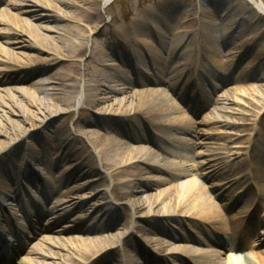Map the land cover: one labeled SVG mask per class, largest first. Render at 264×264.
<instances>
[{
    "label": "rangeland",
    "instance_id": "obj_1",
    "mask_svg": "<svg viewBox=\"0 0 264 264\" xmlns=\"http://www.w3.org/2000/svg\"><path fill=\"white\" fill-rule=\"evenodd\" d=\"M10 1L13 0H4L1 1V3H3L6 8H8L9 12H18V10L12 8V6L10 5ZM74 1L79 3V0ZM248 4V0H113V2L106 9L102 6L100 7L98 16L93 15L92 17L94 20H97V22H99V30H101L102 28L104 29V31L102 30L101 33L93 37L94 39H97L99 41V47L96 52L98 54L108 55L109 50H107V45L110 44L111 38L115 36L113 32L118 28L125 29L126 27H130L131 23L139 12L146 14L147 18L151 19V24L155 27H158L160 24H158L156 20V15H162V12L167 8L173 9L172 13H174L176 9L181 10L186 7L195 8L197 7V5L205 6L213 10V13L209 14V16H211V20L214 22L218 19L219 12L223 10V7H227L228 5L231 6L232 10L235 11V13L239 12V17H241L242 14L245 18L243 21L244 27L252 29L257 34V38L251 44H249L251 52V49L255 50V45H259L260 43L264 42V16L254 13V11L249 8ZM64 6L65 9L69 12H71L72 10L71 13L77 11L76 8L66 5ZM90 10L93 9L91 8ZM34 22L38 24L39 22H42V20L34 19ZM65 24H69L73 27L80 26L81 28L88 29L89 27H91V25L85 21H80L78 24L68 21L65 22ZM51 25L57 26L58 22H53L51 23ZM41 32L52 37L57 36V32L49 31L44 28H41ZM189 35V39L184 42V46L180 50V55L185 53L183 56H188L187 58L190 59V57L192 58L195 53L194 49L196 46L194 39L195 34H188V36ZM201 37L202 36H200L199 38L200 45L198 46L200 48L202 57L199 66L200 71L208 72V77H211L212 73H217L219 75L220 73H223L225 75L223 79H226L229 76L238 77L235 81L224 83V85H221V83L217 81V87L220 86L217 93L208 94L212 100L210 104H203L200 109H196L195 112H192L189 111V107H187V105L184 106L181 103L178 97L179 91L176 90L178 92V96H176L177 94H174L176 91H173L174 86H172L171 83H176L175 81L177 79H180L179 84L176 85L181 90L182 82L186 80L185 77H189L191 70H194V66H190L189 68L186 66H182L180 57L177 58L175 55V57L173 56L172 58L168 59V55L161 51H158L157 55L162 58L164 57V62H158V64L156 62L158 71L159 68L172 70L179 66L176 71L179 74L176 77L177 79L175 78L169 81L168 78H164V81L163 79L161 81V79L159 80V78H155L156 76H154V80H152L148 85H140L138 83L130 81V83L132 84V91L128 90L126 93H118L116 95L117 98H121L125 95L130 96L132 95V92L134 90L142 91L146 88H163L167 90V94L169 95V97H171L177 105L182 107L181 111H177L166 116H164L163 114H155V111H160L159 108L162 105L166 104L162 97L149 98L147 96H142L136 99L128 97L123 106L124 109L121 108V110H127L129 108V104L131 103L130 101L134 100V102H136L134 105L138 108V111L141 110V105H144L143 110H141L142 112L129 115L122 112L119 113L122 115L116 116L118 117V120L142 119L153 125L157 130V135H155V133L152 134L151 139L154 143L159 144L163 147L162 151L159 153H161L162 157L166 158V160L173 163L187 161V166L191 169L190 176H177L176 179L174 178L170 180V182L159 181L158 183H155L153 182V178H166L169 176L161 172V170L155 165L142 163L141 166L137 167V169H132L134 171L133 174H135L133 178H143L145 180L136 181L138 184L132 188V191L127 193L123 189V187L117 183L116 180L112 182L110 177H107L108 175L106 171H108V169L98 163L99 160L95 156V153L92 151V147L88 138L85 135L81 134L82 131L95 130L97 132H100V134L103 136H113L115 138H118L125 144L143 145L156 151L155 145L150 144L149 142L140 141L136 138L135 140H133L123 137L121 133L119 134L114 130L117 128V126L115 127L112 123H110V119H103L101 117V112L98 111L101 108H106L108 105L112 106V108L116 110L117 108H119L118 105L114 104L112 100H109L103 103H98L91 109H88L86 105L82 106L78 103L74 104V102L70 107H62L64 106L63 103H60L57 99L61 95V91L59 90L61 85L59 83H51L49 86L55 89L51 90V93H49L48 96H51L50 99L54 101V103L58 102L57 104H61V107L64 109H62V111H58L57 113L56 111H52L51 113L55 114H52L53 116H48L49 113H43L40 110V106H36L31 103L32 101L29 95L16 93L17 98L21 100L23 104H25L26 108L30 109L31 111L23 112L19 106L14 108L16 111L11 115L10 120H17L18 125L16 126V124L13 123L9 124L6 120L3 121L7 124V128L6 130L4 129V133L0 132V140L3 141L2 145H0L3 147L8 146L11 143L12 138L19 132L25 133V136L31 137L27 142H23V144L20 145L9 158H7L6 160L4 159L2 162H0V170L2 169V171H5V174H8L10 160H13L14 168L17 169L22 161V158L24 157L23 152L27 148V145H33V147H36L38 149L41 142L45 140L50 141L54 140L55 137L61 136L62 141H64L69 134L73 133L74 135L78 136V138L75 142L74 147H72L74 148V151L72 153L76 152L77 150L80 151L82 149V151L84 152L82 160L85 159V163H88V166L86 165V167L92 172V175L82 178V174H84L85 172L81 171V176L78 177L75 181H69L62 185V188H60V193L56 195L59 199L62 198V196H60L61 194H64L72 187H81L79 191L70 194L76 197L75 201H73L72 204H69L68 208L63 207L53 215L51 214L49 218L47 216V218H45L44 221L41 222L44 225L53 228L47 231L45 230V227L43 225V231H39V233L34 238L26 241L25 248L22 249L23 254L18 257L15 264H23L22 262H19L22 261L23 258L25 259L29 256H33L35 258L34 261H32L30 264H81V256L84 255V253H81L83 251L81 249H83L87 245L92 247V245L104 244L106 241L105 236L108 235H113L114 238H118L121 240V247L120 244H117L116 246L109 247L103 251L108 252H106L107 254H105V256L109 255L108 259L111 262H116L120 258V256H122V254H125L132 257V259L134 260V264H143L142 259L138 255V252L144 249V245H142L143 243H145L144 238L153 237L168 241L166 237L156 233L157 231L154 230V225H156V223L147 218L146 212L149 209V202L147 201L146 197L149 198L152 195H154L153 197H156L157 193L164 189L169 190V193L173 194L170 190V187L173 184H176L177 182H184L190 178H197L208 188V191H210L213 196L219 195V192L221 190L225 191L226 194L230 193L231 196L235 192L236 189L233 187L228 189L225 186L226 188L219 189V187L215 186L219 184L218 181H216L215 179H209V173H211L215 169L216 166L214 164L217 163L209 161L211 157H217L219 159V168H223V170L225 169V167H227V169L229 170L232 169V171L233 168L243 170L244 167L250 165L253 174L256 175V181L258 184L257 186L263 188L264 190V112L260 116L255 118L257 112H259V110L261 109L262 99L259 97V95H256L254 90H251L252 86L258 87L260 91L264 90V63L262 64V66H260L258 71L262 78L241 76L239 75L240 71L245 65H247V61L249 59L247 55L250 52L242 57L246 60L243 65L238 66L236 70H229L228 65H226V67H220L219 63H229L233 59V56H227L229 50L231 49V46H227L225 42L220 43V41L218 42V40H213L212 42H210L212 44V48L209 49L208 47H206L205 43L203 44L204 41L201 39ZM4 40V37H0L1 43L4 44ZM56 44L59 47H65L64 42H57ZM12 46L13 47L11 49V52H25L24 54L27 55H39L38 51L21 50L17 47V45ZM188 46H190L191 49L189 52H187L186 50ZM245 46L248 45L245 44ZM52 51H54V49H52ZM61 52L68 55L69 50L62 49ZM91 52L92 42H89V45H87L82 55H79L72 60L68 59L58 65H54V68L52 69L53 71L48 68L46 69L37 67L31 71L28 70L21 73H16L14 74L15 76H13V78L15 77L16 79H22L27 75V73L29 74L30 72H33L31 76L27 75V77L24 78V80L20 84L15 83L14 78L12 79V82L1 85L0 88H14L17 86H23L27 88V90H33L32 83H34L35 79L38 76L43 75L45 76V79L47 77L46 75L53 73L55 70L70 72L75 69L74 78L72 77L70 81H66L65 83L75 85L76 89H74L73 92H77L75 96H77L78 94L80 95L82 92L85 93V84L87 83V80L91 81V84L93 83L92 85H94L96 80L102 79L101 75H97L93 73V71L88 72L87 70V64L89 63ZM40 54L42 57L52 56L47 52ZM150 54L151 53H148L149 58ZM26 59L27 58H25V60ZM144 59L147 60V57ZM166 59L168 60L165 63ZM236 59L237 57L235 58V60ZM74 61L75 66L73 65ZM113 62L115 61H111V63ZM114 65L117 66L118 72L120 74L123 73L127 79L129 76L128 74L130 73L129 68L126 66H121V63L119 62H116ZM142 67L146 70L151 69V66L148 62L142 63ZM115 71V68H108L105 69L103 73L106 72L107 74H113L115 73ZM229 71H232V73H230ZM183 72L186 73L182 76ZM228 89H232V92H228ZM233 89H235L236 91L242 90L246 95L242 98L243 105H237V103L234 102L236 93L233 94ZM38 95L43 96V93L38 92ZM48 96L47 98L49 99ZM218 98H220V100L217 102ZM188 105H190L189 102ZM219 107H225V110L220 113L223 120L229 121L232 124L228 128H224V125L222 124L218 125L213 123H204V117L206 115L215 116ZM5 109L7 110L8 108ZM152 109H154L153 113L151 111ZM183 114L188 117L193 123H195L194 125L192 124V130L196 131V134L187 133L182 129L180 124H173L172 121H167V119L170 117L176 118ZM42 119H45L43 120V126L46 125V127L49 126V128L42 130V127L40 128L39 126H37L40 125ZM90 121H92L93 123H90ZM38 127L40 128V131H37ZM55 130H57L56 133L53 132ZM206 131L213 132L214 134H207ZM220 132H225L223 133L225 136H219ZM229 134L233 135V140H235L238 145L242 146V155L230 156L228 153H225L227 150L226 146L233 145V143L229 139L230 137L227 136ZM250 138V149L247 150L246 147L248 146V141ZM68 143L69 140H66L65 145ZM72 148L70 147V149ZM37 149L34 150V152H36L33 153L35 154V157L32 160L33 166L36 168L41 166L40 160H37L39 158L42 159L44 154L42 150ZM91 155L92 157H90ZM77 156H79V152ZM225 161H228L226 165ZM203 162L206 163L205 166L201 165V163ZM97 167H100V170H96ZM122 169H124V167L118 168L117 172H120ZM57 170L64 171L65 168L62 166ZM205 171L207 172L206 174ZM119 175H121V173L118 174V176ZM146 177H149V179ZM13 178H15V174ZM26 180L27 179L22 180V182H26V184L29 185V182ZM16 188H18V183H16V185L11 189L12 191L7 190V193L12 197H0V199L3 200L4 206L10 208L11 210H15L16 206L14 199L19 196V192L16 191ZM96 191H103V193L107 192L109 198H93ZM153 200H155V198H153ZM262 201L264 202V197ZM134 202L136 203L137 207H140L141 209L132 207V204ZM217 202L219 204L227 203V200L223 202L217 200ZM111 207H114V209H118L119 218H121L120 224L112 227L111 222L107 220V215L104 213L105 209H112ZM74 208H76L75 211L73 213H70ZM132 209L135 212L136 224L139 227H136L134 230L124 232L127 227H129V225L126 224L124 227V225L122 224L125 222L129 223L130 213L132 212ZM263 209L264 208H261V210ZM232 214L233 212L228 213V215L230 216ZM64 215L68 216L61 221L60 218L64 217ZM88 217L89 219L85 220ZM44 236L50 238H61V242H58L56 245L46 244L44 242L45 250L39 251L36 254H29V252L34 249V247L37 248V245L42 242L41 240ZM65 240H70L72 242L69 243V241ZM196 247H202L208 251L214 250L215 252H220L221 262H223L222 264H226L227 258L230 255L234 257L236 264H256L257 261L252 259L251 257H246V259L242 260L241 256L244 254H251L250 252L252 250L255 252L264 251V246L258 247L256 245L254 247H250V245L246 244L245 242L242 249H238L235 251H227L220 246L216 247L211 245ZM109 249L111 250L109 251ZM142 252H144V250ZM195 261L200 262L201 264H211V259L207 257H201L196 259Z\"/></svg>",
    "mask_w": 264,
    "mask_h": 264
},
{
    "label": "bare ground",
    "instance_id": "obj_2",
    "mask_svg": "<svg viewBox=\"0 0 264 264\" xmlns=\"http://www.w3.org/2000/svg\"><path fill=\"white\" fill-rule=\"evenodd\" d=\"M248 1L249 8H251L254 13L264 16L263 0ZM112 2L113 0H79V3L74 0L10 1V5L12 6V8L18 10V12L16 13L9 12L8 8H6L5 6H0V37L5 38L4 44L0 42V86L8 82H12V79L15 78H13V76H15L14 74L16 73H21L28 70L31 71L37 67L46 69L48 68L52 70L54 68V65H58L65 60H72L75 57L82 55L87 45H89V42H92V52L89 63L87 64V70L88 72L93 71V73L102 76V79L96 80L94 85H92L93 83L91 84V81L87 80V83L85 84V93L82 92L77 96H75L77 92H73V90L76 89V86L73 84L65 83L66 81H70L72 77L74 78L75 69L70 72L55 70L53 73L46 75L47 77L45 79V76L40 75L35 79L34 83H32L33 90H27V88L23 86H17L14 88L1 87L0 132L4 133L7 128V124L3 122L4 120H6L9 124L13 123L16 124V126L18 125L17 120H10L11 115L16 111L14 108L19 106L23 112L31 111L30 109L26 108L25 104H23L21 100L17 98L16 93L29 95L31 97V103L36 106H40V110L43 113H49L48 116H53L52 114H55L51 113L52 111H56L57 113L58 111H62V109H64L62 107H70L73 102L74 104L78 103L82 106L86 105L88 109H91L98 103L112 100L113 103L118 105L119 108L115 110L112 108V106L108 105L106 108H101L100 110H98L102 114L101 117L105 120L110 119L112 124L117 123L116 121H118V117L116 115H122L119 113L124 112L125 114L129 115L142 112L141 110H143L144 105H141V110L138 111V108L134 105L136 103L134 102V100L130 101L131 103L129 104V108L127 110H121V108L124 109L123 106L128 97H131L133 99H136L138 97L140 98L142 96H147L149 98L162 97L166 104L162 105L159 108L160 111H155V114H163L164 116H166L174 112L181 111L182 107L177 105L175 101L171 97H169V95L167 94V90L163 88H146L142 91L134 90L132 92V95L130 96L125 95L121 98H117L116 95L118 93L123 94L128 90L132 91V84L130 83V78L126 79L123 73L120 74L118 72L117 66L114 65L116 62L111 63L110 60H120L123 61V64H126L127 62L129 63V61L126 60V56L128 54L127 52H130L132 49L136 48L138 50L146 48L153 55L152 57H154L157 62H164V57L162 58L157 55V52L161 51L166 53L167 55H169L170 53V58H172L173 54H176L177 58H181L182 66L188 67L193 64L195 66L194 68L198 69L200 66L199 61L202 59L200 50H198L200 49L198 47L200 45L199 38L200 36H202L201 39L204 41L203 43H205L206 47H208L209 49L212 48V44L210 42H212L213 40H218L219 42L220 40L224 39L226 45L231 46V49L229 50L227 56H233V59L229 63L223 64L224 62H222L219 64L220 67H226V65H228L229 68H232L238 65V63L235 62V58L238 56V61H241L240 65L244 64L246 60L242 57L244 55H247L246 52H243L245 44H251L257 38V34L255 31L250 28L244 27V16L241 14V17H239V12H237L238 14L235 13V11H233L231 6L229 5L227 7H223L221 14L218 16V19L215 20V22L212 21L211 16H209V14L213 13V10L205 6L197 5V7L195 8L186 7L181 10L176 9L177 12L175 11V14L172 13L173 9L167 8L162 12V15H156L157 18L155 16L158 24L161 25L155 27V29H153L152 25L150 24L152 23L151 19L147 18L146 14L139 12L134 18L130 27H126L125 29L118 28L117 30H115L113 32L114 35H118V37L125 39L131 48L130 51L126 50L128 47H125L124 49L122 48V53H120V55L110 58L111 55L98 54L96 52L99 47V41L97 39H94L93 37L101 33L102 30L104 31V29L102 28L101 30H99V22H97V20H94L92 17L93 15H99L101 6L106 9ZM64 5L76 8L77 11L71 13L72 10L71 12H69L65 9ZM91 8L93 10H90ZM34 19H40L42 20V22H39L37 24L34 22ZM68 21L77 24L80 21H85L89 23L91 27H89V29L81 28L80 26L73 27L69 24H65V22ZM53 22H58L59 26L51 25V23ZM41 28L57 32V36L52 37L44 34L41 32ZM156 34L157 36H161L160 41L156 40ZM188 34H195V46H197L196 54L192 56V60L191 58H187L188 56H183L185 53H181L182 55H180V51H177L178 47L182 43H184V41H187L189 39L190 35L188 36ZM229 36H232V38L230 39ZM57 42H64L65 47L57 46ZM12 45H17V47L21 50L38 51L39 53H37L39 55H27L24 54L25 52H11V49L13 47ZM112 47L113 46H109V49L112 50ZM52 49H54V51H52ZM62 49L69 50L68 55L61 52ZM186 50L187 52H189L191 50L190 46H188ZM44 52H47L52 56L42 57L40 53ZM263 56L264 42L260 43L259 45H255V50H252L250 53H248V63L243 67V69L241 68L242 70L240 71L239 75L245 77H249V75L251 77H261L260 73L258 72L260 62L257 65L256 63L258 61V58L260 60ZM24 57L27 59L25 60ZM73 65L75 66V61L73 62ZM108 68H115V73H103L104 70ZM177 68L168 71H164V68H159V70L162 69L164 73L159 72L160 74H157L155 78H159V80L168 78V80L171 81L179 75L178 72H176ZM32 73L33 72H30L29 74L27 73V75L31 76ZM149 73L150 71L148 72V74ZM27 75L22 79L15 78V83H22ZM152 79L154 80V77H152L151 80ZM179 80L180 79H177L176 83H171V85L176 86L175 84H177ZM144 81H146V79H144ZM225 81L231 82L234 81V79L229 76L225 79ZM51 83H59L61 85V87L59 88V90L61 91V95L57 99L60 103H63L64 106H62L61 104H57L58 102L54 103V101L50 99L51 96H48V94L51 93L50 91L55 89L49 86ZM251 90H254L256 95H259V97L262 99L261 109L259 110V112H257V115L255 117L257 118L264 112V90L260 91L258 87L254 86H252ZM227 91L232 92V89H228ZM38 92L43 93V96H39ZM235 93L236 96L234 102L237 103V105H243L242 98L246 95L242 90L236 91L235 89H233V94ZM47 96L49 97V99L47 98ZM219 100L220 98H218L217 102ZM5 108L8 109L6 110ZM224 108L225 107H219L215 116L206 115L203 119L204 123H213L218 125L222 124L224 125V128L230 127L232 124L229 121L223 120L220 113L225 110ZM153 110L154 109L151 110L152 113L154 112ZM43 120L45 119H42L40 125H37L40 128L42 127V130L49 128V126H43ZM167 121H172L173 124H180L182 129L187 133H197L196 131L192 130L195 123H193L184 114L176 118L170 117L167 119ZM90 123L93 122L90 121ZM39 127L37 128V131H40ZM53 132L56 133L57 130ZM206 132L207 134H214L213 132ZM223 133L225 132H220L219 136H225ZM81 134L85 135L88 138L92 147V151L100 161L98 163L108 169V171H106L108 175L107 177H110L112 182L116 180L117 183L122 186L127 193L132 191V188L138 184L136 181L145 180L143 178H133L135 174H133L134 171L132 169H137V167L141 166L142 163L156 165L165 169L167 168V170L169 169V172H171V174H169L171 178L191 175V170L187 166V161H180L178 163L170 162L166 160V158L162 157V155L147 146L125 144L118 138H115L113 136H103L100 134V132H97L95 130L82 131ZM227 136L230 137L229 139L233 143V145L227 146V151L225 153H229L232 156L242 155V146L238 145L237 142L233 140V135L229 134ZM30 137L31 136H25V133L19 132L12 138L11 143L6 147L1 146L3 141L0 140V162H2L4 159L6 160L7 158H9L14 153V151L20 145H22L23 142H27ZM76 138H78V136L71 133L64 141H62L61 136L55 137L54 140H45L41 142L38 149L36 147H33V145H30L31 147H28L30 154L28 153V156H24L22 165L20 166V168L15 169V171L13 160H10L8 169L9 173L5 174V171H2V169L0 170V196L12 197L7 193V190H11L15 186L13 185V180L15 178L11 179V182L10 178L14 176L13 172L15 173L16 170L18 171V173H22L21 167H27L28 161L30 163V161L33 160V158L35 157V154L33 153L36 152H34V150L36 149H40L44 153L43 158L39 159L40 164L43 165L40 170L44 174V183L50 186L52 192H55L60 184L64 183L65 181H75L78 177L81 176V171L85 172L84 174H82V178L92 175V172L86 167L88 163H85L86 161L82 160L84 154L82 149L80 151L77 150L72 154V152L74 151V148L72 147H74L75 145ZM66 140L70 141V147L72 149H70V147L69 149L66 148L69 144L68 143L65 145ZM250 144L251 138L248 141V146L246 147L247 150L249 149ZM78 152L79 156H77ZM90 157H92V155ZM217 159L218 158H211V161H215ZM203 163H201L202 166L205 165ZM61 165L65 166V171H60L56 174L52 173L53 169H59L62 167ZM120 167H124V169H122L120 172H117V169ZM74 170H77L78 172L75 174L74 172H72ZM67 171H70V173H67ZM120 173L121 175L118 176V174ZM206 173L207 172L205 171V174ZM214 176L220 177L219 171L216 170L213 177ZM19 177L20 175L17 174L16 179H18ZM146 178L149 179V177ZM249 180L250 179H248V182ZM159 181L167 182L168 178H153V182L158 183ZM80 188V186H74L71 189L67 190L64 194H61L63 198L58 199V203L60 204L55 205V209L68 207L69 204H72L73 201H75L76 197L70 194L79 191ZM170 188L173 194L169 193V190L164 189L159 191L156 197H153L154 195L150 196L149 198L146 197L147 201L149 202V209L147 210L146 215L147 218L151 221L158 222V220H160L161 222H164L168 220L170 221L178 219L181 222L182 220H188L192 222L193 226L200 228L204 227V224H206L205 226H207V228L208 226L212 225V229L207 230L213 236H215L217 232H222V229L224 228L225 231H245V228L240 227L239 225L235 228L230 225L237 222L238 216L227 217L224 214V211L228 204L226 203L221 205L216 202L215 196H213V194L208 191V188L197 178H190L184 182H177ZM100 197L102 199L109 198L107 192L103 193V191H96L93 198ZM153 198H155V200H153ZM245 205L249 206L247 203H245ZM132 207L136 209L140 208L137 207L135 202L132 204ZM250 208L251 207L245 210L246 214L250 211ZM134 218L135 212L132 209L131 222L129 224V227H127L124 232H128L129 230H133L136 227H139L134 221ZM261 220L264 221V213L261 217ZM122 225H124L125 227L126 222ZM163 233L164 232H161V235L165 234ZM105 239L106 241L102 245H92V247L87 245L83 249H81L83 251L80 252L84 253V255L81 256V264H93L90 263V261H95L94 259H100L97 258V256L105 249L116 246L117 244L121 245V240L118 238H114L113 235L105 236ZM173 239H182L185 242H192L190 236H188L187 238L181 236L179 238L177 237ZM41 241L42 242L37 245V248L34 247V249H32L29 254H36L39 251L45 250L44 242L46 244L56 245L58 242H61V238H50L44 236ZM65 241H69V243L72 242L70 240ZM258 241L259 243L264 244V229L261 231V236L259 237ZM144 242L148 244V246H150L155 252H158L159 254L163 253L164 255L162 257L166 258L167 260L171 258V260L179 262L184 261L187 257H207L210 259L215 258L214 260H212L213 262L211 261V264L223 263L221 262L220 254L218 252L206 251L202 248H194L190 244H174L170 243L169 241H164L161 238L153 237L144 238ZM246 257H251L252 259L256 260V264H264V251H252L251 254L242 255L241 259H246ZM34 259L35 258L33 256H29L28 258H23L19 263L22 262L23 264H30L32 261H34ZM127 261L129 264H134V260L130 256H127V258L125 256H122L120 263L127 264ZM226 264H236L234 257L231 255L228 256Z\"/></svg>",
    "mask_w": 264,
    "mask_h": 264
}]
</instances>
